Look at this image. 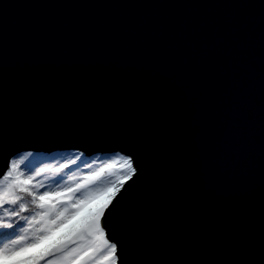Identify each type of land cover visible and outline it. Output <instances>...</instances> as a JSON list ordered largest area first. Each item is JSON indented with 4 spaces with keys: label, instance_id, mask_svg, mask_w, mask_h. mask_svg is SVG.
Segmentation results:
<instances>
[{
    "label": "water",
    "instance_id": "obj_1",
    "mask_svg": "<svg viewBox=\"0 0 264 264\" xmlns=\"http://www.w3.org/2000/svg\"><path fill=\"white\" fill-rule=\"evenodd\" d=\"M244 2L0 0V9L12 5L5 19L10 104L22 87L37 81L51 95L10 117V127L26 139L17 145L16 155L32 150L121 152L118 141L103 139L124 115L105 85L114 93L127 85L130 73L139 80L147 73L165 75L172 83L167 115L181 118L178 141L194 173L175 188L171 203H187L192 190L203 191L206 199L196 206L207 211L191 218L186 213L165 215L160 249L218 255L239 243L258 255L260 39L258 30L251 37H234L233 28L244 17L243 10L230 7ZM2 51L0 41V56ZM235 58L242 68L239 96L227 85L221 88ZM236 103L239 116L233 121L229 105ZM149 148L159 151L151 135ZM214 156L213 172L208 161ZM8 166L6 154L0 153V177ZM205 176L212 177L204 180L206 188L200 182ZM122 217V209L113 212L118 235Z\"/></svg>",
    "mask_w": 264,
    "mask_h": 264
},
{
    "label": "snow or ice",
    "instance_id": "obj_2",
    "mask_svg": "<svg viewBox=\"0 0 264 264\" xmlns=\"http://www.w3.org/2000/svg\"><path fill=\"white\" fill-rule=\"evenodd\" d=\"M10 7L12 5L5 4L0 9V41L3 43L0 56V153L6 154L9 163L0 178V209L8 217L0 216V229L11 238L0 243V264H264V0L259 3L246 0L230 6L243 10L244 17L234 26V37L239 39L245 34L251 37L258 30L260 39L261 228L256 256L239 243L218 255L203 254L195 249L191 252L160 249L158 241L164 231L161 222L165 215L175 217L178 213H186L191 218L207 211L196 206L197 200L206 199L203 191L192 190V198L187 203L178 206L171 203L175 188L194 173L178 141L183 131L181 118L167 115L172 83L165 75L147 73L139 80L135 73H130L127 85L114 93L111 85H105V89L116 96L124 114L119 126L103 138L118 141L122 148L118 158L123 163L114 181L90 190L100 182L105 169L112 168L111 163L83 173L79 180L70 176V183L55 188L42 184L39 179L49 166L28 173L21 169V162H24V169L31 167L27 157L35 152L25 153L17 159V145L26 139L10 127V117L34 108L51 95L47 85L37 81L22 87L15 104H10L5 24L6 10ZM241 76V61L235 58L221 88L227 85L230 93L239 96ZM229 108L234 121L239 116V104L229 105ZM150 135L159 151L150 150ZM184 140L185 143L189 141L187 133H184ZM217 160L214 156L208 161L213 172ZM64 168L65 165H60L56 171L61 172ZM63 179L62 175L56 176L58 181L63 182ZM205 179L212 177H201V185L206 188ZM188 191L185 187V192ZM86 207L88 214L83 215ZM117 209L123 210V231L119 235L118 226L112 222L113 212ZM23 212H30V215L26 218L25 229L17 233L16 220L12 218L24 222ZM213 219L210 218L209 227Z\"/></svg>",
    "mask_w": 264,
    "mask_h": 264
},
{
    "label": "rangeland",
    "instance_id": "obj_3",
    "mask_svg": "<svg viewBox=\"0 0 264 264\" xmlns=\"http://www.w3.org/2000/svg\"><path fill=\"white\" fill-rule=\"evenodd\" d=\"M35 152L33 155L39 156V160L36 162H31V167L28 169H24V162L20 163L21 169L24 170L25 173L30 171H36L42 166H49L48 169L44 174H42L39 179L42 184L52 186L55 188L56 186L67 185L70 183L69 177H75L79 180L83 173L87 171H96L104 165L111 163V169H105V174L100 178V182L94 186L93 189L102 188L106 184L115 180L116 176L120 174L119 166L123 163V160L118 158V153H97L94 155H88L86 152L82 150H62V151H24L17 154V159L21 156H24L25 153ZM57 153L54 155V153ZM33 155H29V157L33 158ZM68 161H72V163H68ZM60 165H65V168L61 172H57L56 169ZM62 175L63 182L56 180V176ZM2 178V177H0ZM11 210V208L9 209ZM88 214V208L86 207L84 210L83 215ZM30 215V212H23L21 213V217L24 218V222H21L20 218H12L16 220V224L14 228L16 229L17 233L22 232L25 229V225L27 223V216ZM0 216H4L8 218L6 213L3 209H0ZM11 237L2 229H0V243H4L6 240L10 239Z\"/></svg>",
    "mask_w": 264,
    "mask_h": 264
},
{
    "label": "trees",
    "instance_id": "obj_4",
    "mask_svg": "<svg viewBox=\"0 0 264 264\" xmlns=\"http://www.w3.org/2000/svg\"><path fill=\"white\" fill-rule=\"evenodd\" d=\"M56 154L57 153L55 152L54 155H56ZM32 157L33 158H31V157L28 158V160H31V162H36L37 160H39L41 158V157L39 158V156H37V155H33Z\"/></svg>",
    "mask_w": 264,
    "mask_h": 264
}]
</instances>
